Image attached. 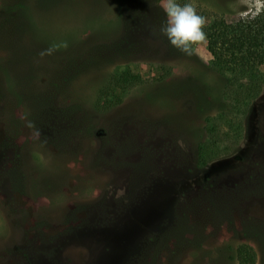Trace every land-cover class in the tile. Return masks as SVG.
<instances>
[{
  "label": "rangeland",
  "instance_id": "obj_1",
  "mask_svg": "<svg viewBox=\"0 0 264 264\" xmlns=\"http://www.w3.org/2000/svg\"><path fill=\"white\" fill-rule=\"evenodd\" d=\"M186 1L235 20L264 0ZM163 4L0 0V264H239L244 241L264 264V93L236 149L201 164L227 77L207 37L170 44ZM129 69L143 82L101 111Z\"/></svg>",
  "mask_w": 264,
  "mask_h": 264
},
{
  "label": "trees",
  "instance_id": "obj_2",
  "mask_svg": "<svg viewBox=\"0 0 264 264\" xmlns=\"http://www.w3.org/2000/svg\"><path fill=\"white\" fill-rule=\"evenodd\" d=\"M195 10L205 20L203 31L213 56L212 67L227 77L224 92L229 99L225 109L209 117V137L200 142L199 161L207 164L241 143L250 109L264 93V1L259 9L235 20H229L225 13H215L209 18L205 12ZM142 82V76L130 69L113 73L101 90L98 108L106 111L118 105L122 99L117 90L130 89ZM46 100L48 118L58 121L54 102L50 97ZM236 257L239 264L258 262L256 248L246 241L238 245Z\"/></svg>",
  "mask_w": 264,
  "mask_h": 264
},
{
  "label": "clouds",
  "instance_id": "obj_3",
  "mask_svg": "<svg viewBox=\"0 0 264 264\" xmlns=\"http://www.w3.org/2000/svg\"><path fill=\"white\" fill-rule=\"evenodd\" d=\"M162 7L167 20L160 32L173 47L190 55L192 45L206 40V33L203 31L204 18L197 14L190 3L182 5L177 0H164Z\"/></svg>",
  "mask_w": 264,
  "mask_h": 264
}]
</instances>
